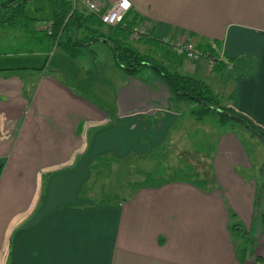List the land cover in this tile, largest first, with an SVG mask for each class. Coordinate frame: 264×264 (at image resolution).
<instances>
[{"label": "crops", "instance_id": "0c3cea01", "mask_svg": "<svg viewBox=\"0 0 264 264\" xmlns=\"http://www.w3.org/2000/svg\"><path fill=\"white\" fill-rule=\"evenodd\" d=\"M128 1V19L147 31L138 42L128 38L132 48L182 76L203 82L214 74L215 95H226L224 103L232 95L233 111L264 135V0ZM51 17L43 26L31 18L26 34L0 29V264H261L264 194L240 174L252 166L230 133L217 137L213 189L170 181L100 202L88 170L96 158H156L150 149L163 150L179 122L192 119L152 70L132 77L118 70L102 41L81 47L75 59L56 48L15 52L33 48L30 35ZM147 38L212 42L222 60L187 61ZM56 50L62 55L52 75L44 68ZM58 73L73 77L71 84ZM27 203L26 212L13 211ZM231 214L252 241L242 262Z\"/></svg>", "mask_w": 264, "mask_h": 264}, {"label": "trees", "instance_id": "16d2710c", "mask_svg": "<svg viewBox=\"0 0 264 264\" xmlns=\"http://www.w3.org/2000/svg\"><path fill=\"white\" fill-rule=\"evenodd\" d=\"M51 10V21L44 30H35L32 36L35 44L33 48L19 49L15 52H43L49 53L52 49H59L69 58L78 57L81 47H87L93 41H102L111 51L115 67L125 76L132 77L140 73L143 69H150L168 88L172 103L178 104L182 101L189 103L190 107L187 116L200 121L204 117L214 114L216 123L220 127H226L231 131L234 126H242L250 129L260 137L261 133L251 126V124L242 116L237 114L231 108L232 95L226 98V103L222 104L223 97L213 94L208 86L199 80L188 76H182L174 71H169L163 66L157 64L152 57L139 54L128 42L130 30L135 23L127 17L124 25L113 28L106 27L107 32L99 31V28L105 27L93 16L85 11L73 10L69 0H49ZM34 22L26 12V0H0V29L18 30L23 34L29 32V26ZM148 42L159 49L167 47V43L147 38ZM217 46L212 42L196 44L195 50L204 52L213 62H220L222 58L217 59L213 53ZM7 53V51L3 52ZM2 53V54H3ZM162 149H150V156L156 157ZM205 157V156H204ZM207 159V157H206ZM115 161L113 156L103 155L96 158L88 168L90 173V188L98 181L101 174L107 170L111 163ZM210 164V163H209ZM208 163H201V173L196 171L191 165H181L173 169L172 175L161 179L154 174H148L136 187L154 186L170 181H182L189 183L199 190L208 191L214 188V177ZM84 186L79 196L86 193ZM101 203L105 202V197L100 194ZM231 223L229 230L241 239L240 261L244 260V252L247 244L251 243L248 233L242 228L241 224L235 220L233 214L230 215ZM264 228V218H261ZM255 262L264 264V259L256 258Z\"/></svg>", "mask_w": 264, "mask_h": 264}, {"label": "rangeland", "instance_id": "374dc122", "mask_svg": "<svg viewBox=\"0 0 264 264\" xmlns=\"http://www.w3.org/2000/svg\"><path fill=\"white\" fill-rule=\"evenodd\" d=\"M26 12L30 18L37 19L38 24L43 26L51 17L49 0H26ZM99 31L106 33L107 29L106 27H101ZM169 43L170 41H167L168 49L173 51ZM60 53L59 50H56L52 51L47 56L44 69L52 75L55 74L54 70L58 69L54 60L62 55ZM43 59L44 58H42L39 64L40 67L43 66ZM204 61L205 60H202V62ZM38 62L39 61L36 60V66H38ZM83 65L84 68L89 67L86 61L83 62ZM74 66L76 68L75 62ZM59 76L67 80L68 83L73 81V77H69L66 74H59ZM215 78L214 74H212L211 78L202 80L208 85L212 93L217 94L216 92L219 89L217 79ZM72 85L76 90H80L78 87L80 85L78 83L73 82ZM224 96L226 97V95ZM225 97H223V100ZM222 104H225L224 101H222ZM189 107V103L184 101L180 102L178 105V109L182 111V114L184 113L186 117H188L186 113ZM256 132L261 133L257 130ZM228 133L236 137L239 145L243 149L245 162L252 166L250 171H242L240 174L245 177H251L257 190L260 191L261 194H264V135L261 133L262 136L260 137L250 129L238 125L234 126L231 131H228L226 127L217 125L214 114H210L200 121L192 120L190 124H188V121L185 119L181 120L179 122V130L171 133L167 141L168 146H166L156 158L143 157L141 160L128 158L122 162H118V164H116V161H113V164L108 167L109 169L104 171L99 177L96 188L105 197V200L117 202L126 197L133 186L143 181L148 174H154L164 179L172 175L173 169L185 164L191 165L196 171L201 173V171H199V169L203 168L201 163H211V159L215 153L217 137L224 136ZM228 163L230 162L228 161ZM29 174L31 175V173ZM34 174L36 177V173ZM218 177L220 178L219 175ZM35 185H37V182ZM94 195L96 200L100 199L99 196L96 194ZM28 208V203L25 205L18 204L14 207L13 211L16 212L15 209H19V212H26ZM8 210L9 209H6L5 211L4 208L3 212L6 213Z\"/></svg>", "mask_w": 264, "mask_h": 264}, {"label": "built area", "instance_id": "2783aa9c", "mask_svg": "<svg viewBox=\"0 0 264 264\" xmlns=\"http://www.w3.org/2000/svg\"><path fill=\"white\" fill-rule=\"evenodd\" d=\"M71 11L75 10L77 5L84 11L93 16L103 26L113 28L123 26L124 20L131 8L128 0H115L111 4H106L97 0H69ZM147 36V31L142 25H135L130 30L129 40L138 41ZM167 43L166 40L162 41ZM175 55L183 57L187 61L205 60L208 65L213 64V59L209 58L204 52L195 50V45L191 41L176 40L169 43Z\"/></svg>", "mask_w": 264, "mask_h": 264}]
</instances>
